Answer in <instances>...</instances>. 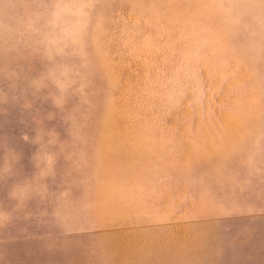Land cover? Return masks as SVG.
<instances>
[{"label": "rangeland", "instance_id": "obj_1", "mask_svg": "<svg viewBox=\"0 0 264 264\" xmlns=\"http://www.w3.org/2000/svg\"><path fill=\"white\" fill-rule=\"evenodd\" d=\"M0 264H264V0H0Z\"/></svg>", "mask_w": 264, "mask_h": 264}, {"label": "clouds", "instance_id": "obj_2", "mask_svg": "<svg viewBox=\"0 0 264 264\" xmlns=\"http://www.w3.org/2000/svg\"><path fill=\"white\" fill-rule=\"evenodd\" d=\"M71 27L72 25L70 23L69 30H71ZM72 74H73V68L71 65L66 64L60 68L59 75L63 77V80L62 81L56 80L54 81V83L60 89L61 92L66 91L67 88H69L71 84L73 83V80L71 79ZM50 134L55 136V133H50ZM24 138L27 139L26 136ZM54 162H55L54 158L51 154H48L44 157V163L47 166V171L41 170L40 174L45 180H47L49 176L53 175L52 169H53ZM44 191H46V187L42 190L41 194H43Z\"/></svg>", "mask_w": 264, "mask_h": 264}]
</instances>
